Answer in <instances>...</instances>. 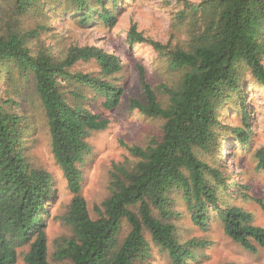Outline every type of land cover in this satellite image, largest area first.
<instances>
[{"label": "trees", "instance_id": "trees-1", "mask_svg": "<svg viewBox=\"0 0 264 264\" xmlns=\"http://www.w3.org/2000/svg\"><path fill=\"white\" fill-rule=\"evenodd\" d=\"M14 2L17 14H24L37 0ZM97 2L101 5L99 16L114 26L116 17L108 6L110 3L117 10L119 0ZM83 6L88 12L92 10ZM84 10L78 9L83 21L87 18ZM196 10H203L208 19L188 50L171 49L146 38L136 24L129 30V42L151 45L168 58L171 70L184 73L175 88L162 85L170 99V106L163 107L145 68L139 67L146 103L134 99L131 108L145 117L163 119V136L160 142L152 141L146 147H127L135 163L129 169L115 166L110 196L98 208L97 220L91 218L81 194L84 176L79 165L90 150L89 136L108 129L110 120L86 109L80 103L85 96L75 90L70 91L69 99L63 84L75 82L91 88L105 99V110H114L121 103L123 89L106 78L122 72L120 59L96 46H85L71 47L59 61L46 52H31L26 39L36 31L19 33L10 29L7 35H0V83L2 64L9 61L16 64L21 76H35L53 155L74 195L66 217L74 237L59 249L58 260L72 264H150L151 246L145 237L148 231L153 243L168 251L172 264H192L196 258L191 247L195 244L178 242L176 228L164 222L174 215V190L183 192L197 225L205 227L208 209H216L228 237L253 254L258 248L264 249V228L253 225L252 215L239 207H220L221 195L228 194L230 188L224 175L195 152L198 148L207 150L214 143L219 107L231 94L244 101L239 65L246 64L264 90V0H203ZM91 60L99 64L101 77L71 71L77 63ZM13 104L0 97V264H20L18 249L26 246L29 252L24 264H50L46 220L55 193L54 179L49 172L28 165L24 150L26 119L6 109ZM244 126L246 133L242 128L235 133L239 142L247 144L249 119ZM257 158L264 170V149ZM124 220L130 231L121 243Z\"/></svg>", "mask_w": 264, "mask_h": 264}, {"label": "rangeland", "instance_id": "rangeland-1", "mask_svg": "<svg viewBox=\"0 0 264 264\" xmlns=\"http://www.w3.org/2000/svg\"><path fill=\"white\" fill-rule=\"evenodd\" d=\"M81 1L37 0L26 13L17 14L14 0H0V35H7L10 29L19 33L36 31L35 36L26 39L31 52L34 55L46 52L59 61L71 47L85 46H96L120 59L122 72L106 78L123 89L121 103L114 110H105L102 106L105 99L91 88L75 82L63 84L69 99L72 100L70 91L75 90L85 96L80 103H84L86 109L110 120L108 129L89 136L90 150L79 165L84 176L81 194L91 218L97 220L98 208L101 209L110 196L115 166L129 169L135 163L127 147H146L152 141L160 142L163 136V119L145 117L139 110L131 108L134 99L146 103L139 67L145 68L147 80L163 107L170 106V99L161 89L162 85L175 88L184 73L171 70L168 58L161 56L151 45L129 42L131 26L136 24L146 38L171 49L188 50L208 18L203 10H196L203 0H119L117 10L109 3L108 8L116 17V24L110 26L99 16L101 5L97 0ZM83 5L92 10L88 12ZM78 9H85L83 15L87 18L84 21ZM2 65L0 97L15 102L6 109L26 119L24 150L27 163L33 169L49 172L54 179L55 193L48 204L46 220L48 260L50 264H72L69 260H58L57 254L74 237L72 226L66 221L74 195L53 155L48 120L36 92L35 76H21L14 62ZM71 71L101 77L100 66L95 60L79 62ZM239 81L244 101L238 99L236 93L231 94V98L219 107L214 143L207 150L198 148L195 152L225 177L230 190L221 195L220 207H239L252 215L253 225L264 228V170L258 166L257 158V153L264 149V90L246 64L239 65ZM245 113L249 119L250 139L247 144H242L235 130L242 128L247 132ZM171 198L174 215L164 222L176 228L178 242L195 244L191 247L196 258L192 264H264V249L258 248L257 254H253L226 235L218 210L209 208L207 225L201 227L195 223L182 191L174 190ZM154 213L158 217V212L154 210ZM129 231L130 226L124 220L121 243ZM145 237L151 246L149 263L172 264L168 251L154 244L148 231ZM28 252V246L18 249L20 264H24Z\"/></svg>", "mask_w": 264, "mask_h": 264}]
</instances>
